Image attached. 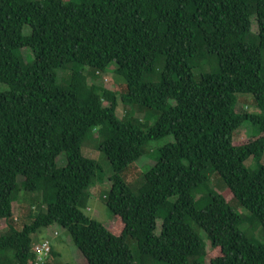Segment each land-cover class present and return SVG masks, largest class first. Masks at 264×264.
<instances>
[{"label": "trees", "instance_id": "obj_1", "mask_svg": "<svg viewBox=\"0 0 264 264\" xmlns=\"http://www.w3.org/2000/svg\"><path fill=\"white\" fill-rule=\"evenodd\" d=\"M208 57L217 73L204 71ZM109 68L121 92L88 83ZM59 71H68L64 85ZM238 94L259 112H237ZM138 111L154 119L146 129ZM245 123L251 135L234 141ZM95 129L113 170L107 226L82 211L102 174L81 153ZM167 136L173 142L157 149L134 193L122 172ZM263 153L264 0H0V264H36L33 236L52 225L86 264H264V243L248 236L255 223L264 230ZM209 168L227 194L210 188ZM199 188L203 208L192 196ZM18 189L40 194L21 229L12 219Z\"/></svg>", "mask_w": 264, "mask_h": 264}, {"label": "rangeland", "instance_id": "obj_2", "mask_svg": "<svg viewBox=\"0 0 264 264\" xmlns=\"http://www.w3.org/2000/svg\"><path fill=\"white\" fill-rule=\"evenodd\" d=\"M69 1V0H64ZM251 28L252 31H256L254 18L251 19ZM30 29L28 26H24L23 33L29 34ZM22 54L24 59L27 62H30L32 58L26 59L27 56L30 55V52L27 49L22 50ZM204 62V59L203 61ZM204 71L209 73H217L218 67L216 63V59L214 57H208L207 63L204 65ZM84 72H87V69H84ZM194 78L197 79L199 74L198 70L193 71ZM68 71H59L57 73V83L59 85H64L66 79L68 78ZM61 78V79H60ZM65 79V80H64ZM63 80V81H62ZM88 83H96L100 84L105 88L110 90L115 89V91L121 92L124 81L121 77L113 73L112 68H109L105 73L99 74V78L92 79L88 77ZM110 87V88H109ZM238 104L236 105V111H245L247 113H255L257 112V108L253 106L252 100L253 97L250 94H238ZM126 110V107L119 105L116 109V114L119 118H121ZM143 111V110H141ZM138 111L134 114L135 118H139L142 121L143 129H146L147 126L151 125L154 121L150 116H146L143 112ZM259 112V111H258ZM145 113V112H144ZM252 133V128L249 123H245L243 126L239 127L234 132V141L242 142L245 141ZM173 138L171 136L164 137L157 141L150 142L146 147L143 148L142 156L133 164L129 165V167L122 172L121 177L124 183L134 192L136 193L139 187L143 184V175L148 171V169L154 164L155 159L158 158L159 153L157 151L158 148L172 143ZM97 130H93L86 138L85 143L81 148L82 156L95 160L102 169V174L100 178L93 181V183L88 187L87 193L88 195L84 204L82 206V211L90 218L102 223L104 226L112 224L113 217L105 206L106 196L110 190V183L108 179L113 175V170L108 162L107 158L104 156L102 152L97 149ZM64 158L63 154H60L57 157V166L62 167L65 165V161H62ZM65 159V158H64ZM247 161L245 162V164ZM64 164V165H63ZM152 164V165H151ZM260 164L264 165V153L261 157ZM247 166L249 168H254L252 162L248 163ZM210 176L209 186L212 190L217 194H227V186L219 176L216 171L211 170L210 168L207 170ZM103 175V177H102ZM207 194V189L199 188L196 189L192 196L194 198V202L197 208L204 207V201L201 198ZM15 201L13 203V213L12 219L16 225L17 229H21L22 226L26 223H29L30 220L28 218L29 209L33 212L36 210V205L38 200H40V194L38 193H24L20 189L15 191ZM231 208L239 215L245 217L247 216V212L244 208H242L236 200H232L230 202ZM161 221H157V229L156 234L159 233V225ZM249 226L248 223H245L241 226V230L246 229ZM253 226V225H252ZM256 226V227H255ZM255 227V228H254ZM254 227L249 229L248 236L258 242L264 243V230L260 227L259 224L255 223ZM196 228V227H195ZM7 226L4 220L0 221V234L6 231ZM201 238L206 240L205 233L197 229ZM54 232L57 234L54 235ZM34 243L39 241L40 239H48L51 246V252L54 253V257L50 256L47 258L45 264H86L85 259L81 255V253L77 250V248L73 245L69 234L62 229L60 226L52 225L48 228L41 229L34 236ZM127 245L131 250L134 256L137 255L136 249V241L130 238L127 239ZM137 264H140L137 261ZM153 264H161V263H153Z\"/></svg>", "mask_w": 264, "mask_h": 264}, {"label": "built area", "instance_id": "obj_3", "mask_svg": "<svg viewBox=\"0 0 264 264\" xmlns=\"http://www.w3.org/2000/svg\"><path fill=\"white\" fill-rule=\"evenodd\" d=\"M56 234L54 232V235ZM32 249L35 254L36 264H42L49 255L50 242L48 239H41L39 242L33 244Z\"/></svg>", "mask_w": 264, "mask_h": 264}, {"label": "clouds", "instance_id": "obj_4", "mask_svg": "<svg viewBox=\"0 0 264 264\" xmlns=\"http://www.w3.org/2000/svg\"><path fill=\"white\" fill-rule=\"evenodd\" d=\"M40 240H41V239H40ZM40 240H39V241H40ZM32 246H33V245H32ZM50 250H51V246H50Z\"/></svg>", "mask_w": 264, "mask_h": 264}]
</instances>
